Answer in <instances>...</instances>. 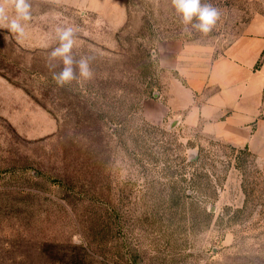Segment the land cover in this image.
<instances>
[{
    "label": "rangeland",
    "instance_id": "obj_1",
    "mask_svg": "<svg viewBox=\"0 0 264 264\" xmlns=\"http://www.w3.org/2000/svg\"><path fill=\"white\" fill-rule=\"evenodd\" d=\"M29 3L23 37L0 27V264H264V159L144 113L173 43L218 56L264 0H202L207 34L171 0ZM67 27L92 74L61 86Z\"/></svg>",
    "mask_w": 264,
    "mask_h": 264
},
{
    "label": "crops",
    "instance_id": "obj_2",
    "mask_svg": "<svg viewBox=\"0 0 264 264\" xmlns=\"http://www.w3.org/2000/svg\"><path fill=\"white\" fill-rule=\"evenodd\" d=\"M264 20L254 21L224 53L173 43L166 100L145 104V117L178 123L264 159Z\"/></svg>",
    "mask_w": 264,
    "mask_h": 264
},
{
    "label": "clouds",
    "instance_id": "obj_3",
    "mask_svg": "<svg viewBox=\"0 0 264 264\" xmlns=\"http://www.w3.org/2000/svg\"><path fill=\"white\" fill-rule=\"evenodd\" d=\"M176 13L181 17L185 26H191L201 33H209L215 25L219 13L211 4L202 3V0H171ZM9 8L14 11L13 16L8 15ZM31 19L29 0H0V27H5L19 37L25 35L23 22ZM59 46L50 53V59L60 60L63 64L59 72L53 73L57 84L63 86L79 77L88 79L91 77L89 58L82 56L77 60L73 55L75 44L74 30L71 27L57 29ZM55 68L56 65L52 64ZM74 244H80L78 237H73Z\"/></svg>",
    "mask_w": 264,
    "mask_h": 264
},
{
    "label": "trees",
    "instance_id": "obj_4",
    "mask_svg": "<svg viewBox=\"0 0 264 264\" xmlns=\"http://www.w3.org/2000/svg\"><path fill=\"white\" fill-rule=\"evenodd\" d=\"M263 60H264V52H263V54L261 55V58H260V60H259L258 63H257L256 69H258V68L260 67V65L262 64ZM244 148H245L247 151H249L248 147H244ZM249 152H250V151H249ZM250 153H251V152H250ZM199 161H200V157L197 158V159H195L192 163L196 164V163H198Z\"/></svg>",
    "mask_w": 264,
    "mask_h": 264
}]
</instances>
